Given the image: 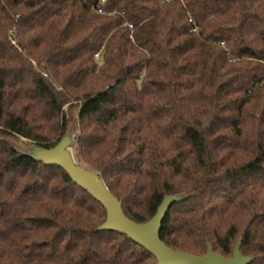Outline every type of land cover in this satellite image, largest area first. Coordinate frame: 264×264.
I'll list each match as a JSON object with an SVG mask.
<instances>
[{"label":"trees","instance_id":"1","mask_svg":"<svg viewBox=\"0 0 264 264\" xmlns=\"http://www.w3.org/2000/svg\"><path fill=\"white\" fill-rule=\"evenodd\" d=\"M72 121L130 220L185 194L167 246L264 264V0H0V264H158L10 141L51 149Z\"/></svg>","mask_w":264,"mask_h":264},{"label":"water","instance_id":"2","mask_svg":"<svg viewBox=\"0 0 264 264\" xmlns=\"http://www.w3.org/2000/svg\"><path fill=\"white\" fill-rule=\"evenodd\" d=\"M10 141L15 151L21 156L65 171L75 185L104 207L107 218L98 231H113L128 237L152 254L158 264H251L253 262V258L243 256L242 242L235 247L230 259L215 253L211 245H208L205 256H196L167 246L161 239L164 220L170 208L187 198L185 194L165 197L156 214L146 223L140 224L130 220L124 214L122 204L109 191L103 179L94 171L77 163L74 152L76 140L73 123H69L66 134L51 149L25 144L15 138H10Z\"/></svg>","mask_w":264,"mask_h":264},{"label":"built area","instance_id":"3","mask_svg":"<svg viewBox=\"0 0 264 264\" xmlns=\"http://www.w3.org/2000/svg\"><path fill=\"white\" fill-rule=\"evenodd\" d=\"M130 28L132 29V26H130ZM100 58V54L98 53V54H96V56H95V59H99ZM23 142H25V139H23Z\"/></svg>","mask_w":264,"mask_h":264},{"label":"rangeland","instance_id":"4","mask_svg":"<svg viewBox=\"0 0 264 264\" xmlns=\"http://www.w3.org/2000/svg\"><path fill=\"white\" fill-rule=\"evenodd\" d=\"M70 123H73V125H74V130L76 129V127H75V123L72 121V122H70Z\"/></svg>","mask_w":264,"mask_h":264}]
</instances>
